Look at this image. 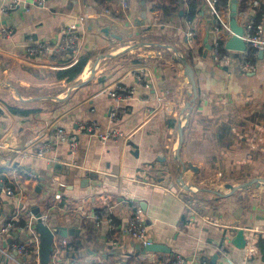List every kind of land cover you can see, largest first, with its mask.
Returning <instances> with one entry per match:
<instances>
[{
  "label": "crops",
  "instance_id": "crops-1",
  "mask_svg": "<svg viewBox=\"0 0 264 264\" xmlns=\"http://www.w3.org/2000/svg\"><path fill=\"white\" fill-rule=\"evenodd\" d=\"M10 1L0 0V7ZM127 1L128 10L121 0H45L44 8L0 13V181L14 192L0 195V226L15 222L0 243L9 251L13 244L27 245L23 264H39L32 214L38 208L57 233L49 264H167L176 256L189 264H264V253L245 260L243 248L224 244L225 228L201 221L216 218L237 231L261 228L264 238V185L234 192L226 186L264 179V50H256L251 71L239 66V52L231 53L229 66L219 67L212 61L214 42L225 44L232 34L219 38L207 0L191 21L183 17L184 0H177L170 14L162 0ZM230 4L218 8L228 23ZM237 5V24L243 27L261 12L264 39V0ZM74 24V53L30 52L41 41L55 49ZM169 46L186 57L197 84L198 98L184 113L189 117L179 150V118L185 119L181 112L192 100L191 81ZM80 61L85 66L70 79L66 72ZM86 125L123 136L103 142L81 132ZM61 129L78 136L75 151L61 142L37 157L38 145ZM54 163L63 164L62 173L52 170ZM182 165L184 184L199 189L186 192L177 183ZM142 170L160 183L140 182ZM138 207L145 238L170 253L143 254L137 248L142 243L126 231ZM189 207L199 217L191 229ZM101 214L113 219V232L105 223L95 224ZM7 252L2 248L0 264H7Z\"/></svg>",
  "mask_w": 264,
  "mask_h": 264
},
{
  "label": "built area",
  "instance_id": "built-area-1",
  "mask_svg": "<svg viewBox=\"0 0 264 264\" xmlns=\"http://www.w3.org/2000/svg\"><path fill=\"white\" fill-rule=\"evenodd\" d=\"M207 3L209 7L211 8V14L214 17V31L216 33H221L222 37L231 35L232 32L230 30V26L228 25V21L224 17L223 11H220L216 7V1L215 0H207ZM256 2L253 3V6H255ZM23 6L24 8L28 7H34V8H44L45 7V0H11L8 3H5L3 6L0 7V13L4 14L7 13L8 10L14 9L16 7ZM121 8L124 10L129 9V3L127 0H121ZM80 18L79 20H81ZM254 21H250L247 23L246 26H244V33L242 36V39L244 42L247 43L248 47L253 48L255 51L257 50H264V39L262 38V33H263V26L259 23H255ZM68 30L65 31L62 34V38L60 39L59 44L56 46L55 49L49 48L47 46V42L41 41V42H36V45H34V48L30 49V52L34 54H44L46 51H50L52 53H59L62 52L63 54H69V53H74L77 49V40H78V35H77V30H76V24L71 25L67 28ZM6 32V31H5ZM189 37H193V33H189ZM220 39H217L215 41L213 49H212V61L217 64L219 67H224V66H229L231 62V53L232 51L226 50L224 54H218L217 49L219 47V42ZM241 60L239 66L244 70V71H251L253 69V65L250 64L246 60V55H247V50L244 52H239ZM110 120L114 121L115 114L111 113L109 115ZM184 118L181 116L179 118V121L183 124ZM80 131L83 133H86L87 135L99 137L101 141L107 142L110 140H115L118 138H122V134L117 131L116 129H112L109 131H101L99 127L93 126V125H86V126H81ZM244 135H242L243 137ZM61 142H66L69 145V149L74 152L75 149L77 148L78 145V136L75 133H69L63 129L59 130L57 132L56 137H54L51 140L48 141H43L38 145L37 151L35 155L39 158H44L48 152L54 150ZM156 177L161 179L163 182L169 181V177L164 176V175H159L158 172L155 173ZM138 180L142 183H144L147 186H155L158 185L160 182L158 179L154 178L153 176L150 177L147 175L146 170H142L139 175H138ZM0 184H2L1 191L5 193L6 196H13L14 192L11 190L10 187H6L5 184L0 181ZM169 183H166V190H169L168 187ZM180 185V184H179ZM181 186V185H180ZM182 187V186H181ZM183 188V187H182ZM185 192V191H184ZM187 192V190H186ZM190 211L192 214H190V217L188 219L186 228L191 229L196 227L197 225V220L198 216L196 212L193 211L191 207H189ZM141 210L140 208L135 209L134 217L131 220L130 226L127 229V233L136 239L138 242L142 244H147L148 240L145 238V226L139 220ZM48 218V214L41 215L39 220L40 222L45 224L46 219ZM203 222H207L215 226L216 228H221L224 229V244L228 245L232 243L233 241V234L237 229H233L234 227L221 222L220 220L216 218H211V217H206L201 219ZM100 223H105L108 226V229L110 232H113L116 229V225L113 223V219L108 216V214H101L99 216L95 217V224L99 226ZM15 222L11 220L10 222H7L5 225L0 226V239L4 235L10 232L12 228H14ZM244 231V239H245V245L243 247V256L245 260H250L254 256L258 255V247H257V242H258V237L262 233L261 228H245L243 229ZM35 232V231H34ZM35 243L38 244V237L35 235ZM12 250H15L18 252L20 256L23 258H27L30 251L27 245L23 244H13ZM167 264H189L184 258H181L179 256H176L172 258ZM202 264H206L203 262Z\"/></svg>",
  "mask_w": 264,
  "mask_h": 264
},
{
  "label": "water",
  "instance_id": "water-1",
  "mask_svg": "<svg viewBox=\"0 0 264 264\" xmlns=\"http://www.w3.org/2000/svg\"><path fill=\"white\" fill-rule=\"evenodd\" d=\"M142 3H143V1H142ZM237 3H238V0H231V4H230L231 8H230L228 25L230 26L232 36L225 41V49L232 51V52H236V53L244 52L248 49L247 43L244 42V40L242 39V36L244 33V27L237 24V20H236L238 12H239V7H238ZM145 15H146V11L143 12L142 16L145 17ZM219 38H222L221 34L219 35ZM169 47L174 51L173 52L174 54L172 55L173 60L175 62L179 63L183 67L184 75H186L188 77V79H190V81H191L192 100L190 103L186 104L184 110L181 112V114L185 115V123L182 124L181 122H179V127H178L179 140H178V148L177 149L179 150L181 143H182V140H183V128L187 125V120L189 117V115L187 113L186 114H184V113L186 110L191 109L193 103H195L197 98H198L197 97V84H196V79H194L193 67L187 61L186 57L183 56L181 52L176 50V48H173L171 46H169ZM209 48H210V46L207 44L206 50ZM260 54H262V52H260ZM79 85L80 84L77 85V88ZM176 154H177V152H176ZM50 167L52 168V170L54 172L58 171L59 173H62L61 171L63 168V164L54 163V164H51ZM186 167L188 169H192L194 171H197L196 167L193 166L191 163H188ZM187 168H185L182 165L183 170H179L177 183L180 184L182 187H184L185 190H187V191L188 190L192 191V190H194V188H196V190L199 189L197 187H193L190 185L187 186L184 184L182 173L184 172V170H187ZM88 181H89V179L83 180L84 183H88ZM92 184H94V183H92ZM252 184L264 185V179L259 178V179H256L254 181L241 183L237 186H232L230 184H227L226 186H227V188L230 189V192H234L237 190H241V188H247V187L251 186ZM1 187H2V184H0V195L2 193ZM204 191L213 192L217 195L222 196L221 195L222 193L215 191V190H212V189H206ZM1 212H2V209H0V213ZM32 214L34 215V217L36 219V223L34 226H35V229H36L37 234H38V244H39L38 245V262H39V264H49L50 263L49 259H50L52 252H53V247H54V244H53L54 236L57 233L54 232L50 226L40 222L39 218L41 216V213L39 212L38 208L34 209L32 211ZM233 243L239 249H242L244 247L245 239H244L243 229L236 231V233L233 237ZM8 246L9 245H6L5 243H0V259L3 256L5 258V255L1 253V250H2V248H4V249L6 248L8 251L7 252L8 257H6L7 261H5V263H7V264H9L10 259L11 260L15 259V257L18 256V252L15 250L9 251ZM137 248L141 249L143 254L153 253V252L166 253V254L170 253V250L166 246L158 244V243H154L151 240H148L147 244H138ZM23 261H26V259L21 257V258L16 259L14 261V263L15 264H23L24 263Z\"/></svg>",
  "mask_w": 264,
  "mask_h": 264
},
{
  "label": "trees",
  "instance_id": "trees-1",
  "mask_svg": "<svg viewBox=\"0 0 264 264\" xmlns=\"http://www.w3.org/2000/svg\"><path fill=\"white\" fill-rule=\"evenodd\" d=\"M96 2L100 3V4H104L105 2H108L110 0H95ZM147 1V0H145ZM165 3H168L170 6L169 7H163L164 9V13L165 14H170L171 12H174L176 10V5H177V0H162ZM185 6H186V10L183 13V17L185 18V20L191 21L195 18L196 14L199 11V5L201 3V0H184ZM229 0H217L216 1V7L218 8H229ZM174 7V8H173ZM172 10V11H171ZM260 18H261V12L256 16L255 18V23H259L260 22ZM254 23V24H255ZM219 47L217 49V53L220 54H224L226 52L225 50V44L222 42V40H220L219 42ZM258 55L257 51H255L253 48L248 47L247 49V55H246V60L254 65L256 62V56ZM56 56H58V54H56ZM85 66L83 61H80L77 65L76 68L67 71L66 74L68 75V77L70 79H74L75 77H77V75L82 71L83 67ZM11 110L14 113H19L21 115H25L26 112H22L21 110L18 109H14L11 107ZM98 213V212H97ZM258 242H257V247H258V251L264 253V238H262L261 236L257 238ZM263 239V240H262Z\"/></svg>",
  "mask_w": 264,
  "mask_h": 264
},
{
  "label": "rangeland",
  "instance_id": "rangeland-1",
  "mask_svg": "<svg viewBox=\"0 0 264 264\" xmlns=\"http://www.w3.org/2000/svg\"><path fill=\"white\" fill-rule=\"evenodd\" d=\"M207 186H208V188H211V186H212V187H214V189L219 187L220 190L223 191V193L228 191L227 188L224 187V186H216V185H209V184H208ZM207 186H206V187H207ZM209 186H210V187H209ZM202 187H205V186H202ZM212 189H213V188H212Z\"/></svg>",
  "mask_w": 264,
  "mask_h": 264
},
{
  "label": "bare ground",
  "instance_id": "bare-ground-1",
  "mask_svg": "<svg viewBox=\"0 0 264 264\" xmlns=\"http://www.w3.org/2000/svg\"><path fill=\"white\" fill-rule=\"evenodd\" d=\"M90 72V71H89ZM87 75V74H86ZM86 75H84V76H86ZM83 80H85V79H83ZM217 189V188H216ZM220 190V189H219ZM229 191V190H228Z\"/></svg>",
  "mask_w": 264,
  "mask_h": 264
}]
</instances>
